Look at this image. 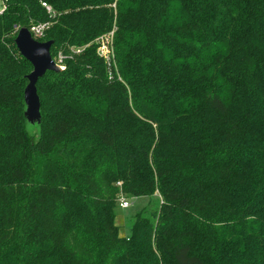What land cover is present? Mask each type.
I'll return each mask as SVG.
<instances>
[{
    "label": "trees",
    "instance_id": "trees-1",
    "mask_svg": "<svg viewBox=\"0 0 264 264\" xmlns=\"http://www.w3.org/2000/svg\"><path fill=\"white\" fill-rule=\"evenodd\" d=\"M2 3L0 264H264V0ZM44 23L65 68L30 127L14 40ZM156 193L121 237L120 198Z\"/></svg>",
    "mask_w": 264,
    "mask_h": 264
},
{
    "label": "water",
    "instance_id": "water-1",
    "mask_svg": "<svg viewBox=\"0 0 264 264\" xmlns=\"http://www.w3.org/2000/svg\"><path fill=\"white\" fill-rule=\"evenodd\" d=\"M20 56L32 67V71L25 77L27 85L24 89V118L30 127L40 124V100L37 94V82L47 72L58 73L60 70L54 65L50 56L52 42L36 41L26 28H21L14 40Z\"/></svg>",
    "mask_w": 264,
    "mask_h": 264
},
{
    "label": "rangeland",
    "instance_id": "rangeland-1",
    "mask_svg": "<svg viewBox=\"0 0 264 264\" xmlns=\"http://www.w3.org/2000/svg\"><path fill=\"white\" fill-rule=\"evenodd\" d=\"M3 11V3L2 0H0V14ZM102 35L101 37H103ZM111 36V33L109 37ZM99 37V38H101ZM111 41H109V44ZM95 47V51L97 53V48L100 47L99 40L96 38L92 43ZM91 44H88L87 46L83 48H78L80 50L90 46ZM71 51L75 50V47L70 48ZM125 201L129 206L127 208H121L120 206H117L114 210L115 220L116 224L119 227V234L121 237H126L129 235L130 227L133 224L135 216L140 213L145 217H150V214L152 212H155L157 208L159 207L161 203L160 196L156 193L151 198H140V199H134L129 196H122L118 202V205L120 201Z\"/></svg>",
    "mask_w": 264,
    "mask_h": 264
},
{
    "label": "built area",
    "instance_id": "built-area-1",
    "mask_svg": "<svg viewBox=\"0 0 264 264\" xmlns=\"http://www.w3.org/2000/svg\"><path fill=\"white\" fill-rule=\"evenodd\" d=\"M42 7L46 10V12L50 15L53 16V12L51 11V8L49 6H47L46 4L42 3L41 4ZM49 27L48 23H44V24H40V25H36L33 26L32 28H30L29 32L31 34V36L37 40L43 37V34L45 32V30H47ZM111 36H107V37H101L99 38V45L100 47L97 48V55L99 57H101L102 59H104L106 62H109L112 59V49H111V43L109 44V41H111ZM75 53H80V49L77 50H73ZM52 59V62L54 63V65L60 70H64L65 68V56L62 55V53L58 52ZM119 206L121 208H127L129 205L125 202V201H120Z\"/></svg>",
    "mask_w": 264,
    "mask_h": 264
}]
</instances>
